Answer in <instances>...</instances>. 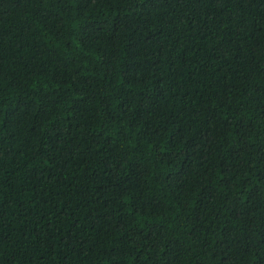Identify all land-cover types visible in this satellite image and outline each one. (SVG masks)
<instances>
[{"label":"trees","instance_id":"trees-1","mask_svg":"<svg viewBox=\"0 0 264 264\" xmlns=\"http://www.w3.org/2000/svg\"><path fill=\"white\" fill-rule=\"evenodd\" d=\"M0 264H264V0H0Z\"/></svg>","mask_w":264,"mask_h":264}]
</instances>
